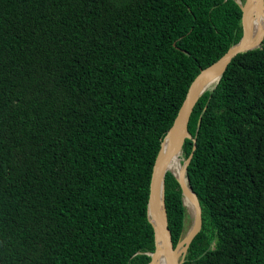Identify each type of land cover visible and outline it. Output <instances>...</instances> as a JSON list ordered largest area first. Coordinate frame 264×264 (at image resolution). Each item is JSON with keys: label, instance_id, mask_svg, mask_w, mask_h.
<instances>
[{"label": "trees", "instance_id": "obj_1", "mask_svg": "<svg viewBox=\"0 0 264 264\" xmlns=\"http://www.w3.org/2000/svg\"><path fill=\"white\" fill-rule=\"evenodd\" d=\"M235 0H0V264H147L153 162ZM201 228L180 264H264V39L193 106ZM175 246L186 207L167 171Z\"/></svg>", "mask_w": 264, "mask_h": 264}, {"label": "water", "instance_id": "obj_2", "mask_svg": "<svg viewBox=\"0 0 264 264\" xmlns=\"http://www.w3.org/2000/svg\"><path fill=\"white\" fill-rule=\"evenodd\" d=\"M235 1L241 9L239 39L218 59L202 68L192 79L172 125L160 142L159 150L153 162L147 199V217L154 230V250L147 252L150 256L147 264H157L162 253H165L167 264H180L185 257L193 237L201 228V207L197 196L189 187L186 176L187 165L191 160L193 149L195 148V139L193 138L192 151L181 163V170L178 175L169 170L168 164L175 153L178 150H182L184 140L191 138V134L187 128L189 117L193 106L201 94L205 90H211L216 86L233 57L262 45L264 39V0H244L243 3L238 0ZM255 9L261 10L263 17L262 30L258 35H253L252 30ZM214 71L219 72V75L210 85V81H207V76ZM167 171L171 172L180 186L183 204L186 205V198L192 203V227L188 234L181 238L175 246L172 243L171 234L168 229L164 200V176Z\"/></svg>", "mask_w": 264, "mask_h": 264}, {"label": "bare ground", "instance_id": "obj_3", "mask_svg": "<svg viewBox=\"0 0 264 264\" xmlns=\"http://www.w3.org/2000/svg\"><path fill=\"white\" fill-rule=\"evenodd\" d=\"M262 26H263L262 11L255 9L253 13V22H252L253 35H258L262 30ZM218 75H219V72L214 71L207 76V81H210V85L217 79ZM180 158H182L181 150H178L177 153H175V155L171 158L168 164L169 170L175 173L176 175H178L181 170V159ZM185 203H186V207L192 210V203L189 201V199L186 198ZM157 264H167V258L165 256V253H162L160 255Z\"/></svg>", "mask_w": 264, "mask_h": 264}, {"label": "rangeland", "instance_id": "obj_4", "mask_svg": "<svg viewBox=\"0 0 264 264\" xmlns=\"http://www.w3.org/2000/svg\"><path fill=\"white\" fill-rule=\"evenodd\" d=\"M241 3H243L244 0H238ZM182 158L181 159V163L185 160L184 157L181 155ZM186 207V205H185ZM190 211V212H189ZM193 224V215H192V211L186 207V216H185V220H184V228H183V232H182V237L183 238L185 235L188 234V232L190 231L191 227Z\"/></svg>", "mask_w": 264, "mask_h": 264}]
</instances>
